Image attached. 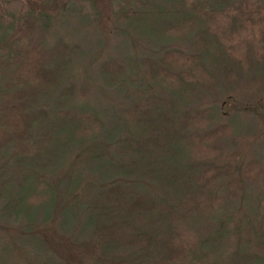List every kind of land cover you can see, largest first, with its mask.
I'll use <instances>...</instances> for the list:
<instances>
[{"label":"rangeland","instance_id":"1","mask_svg":"<svg viewBox=\"0 0 264 264\" xmlns=\"http://www.w3.org/2000/svg\"><path fill=\"white\" fill-rule=\"evenodd\" d=\"M170 3L171 0H0L1 83L10 78L13 65L7 43L16 51L37 43L50 46L58 39L75 46L60 86L38 97L29 107L30 111H43L32 122L30 137L13 139L0 152V264H69V259L72 264L157 262V235L146 241L148 235L133 232L128 241L110 243L96 233L100 224H96L93 205L114 203V194L105 196L112 181L123 188L129 183L135 186L137 181L148 193L158 192L163 197L172 188L171 182L179 181L180 166L166 157L152 154L132 166V155L124 146L137 138L136 133L115 124L120 110L132 101L134 89L142 88L145 94H166L145 79L143 57L159 56L168 48L197 51L191 39L203 26L192 22L174 31L171 27L179 16L172 12ZM237 29L238 25H225L216 31L220 37H213V46L199 43L216 89L211 90L213 93L199 90L185 105L186 109L213 110L210 127L227 124L229 131L214 144L218 152L208 161L229 162L234 167L249 160L264 163V30L263 36L254 40L255 46L247 42L246 48L243 45L227 53L222 46L229 47L231 41L225 42L221 36ZM109 58L124 67L116 83L106 79L101 67ZM69 86L71 91H67ZM3 101L0 98V124H4L9 108ZM74 105L93 107L101 116V129L86 139L71 137L60 111ZM195 168L201 170L199 165ZM219 184L218 181L213 188L220 195L223 190ZM39 185L37 197L45 199L51 191L52 199L35 206L28 203L27 197ZM263 190V180L256 186H244L230 203L202 215L196 227L191 221L184 225L193 228L191 232L197 237L210 233L205 226L219 217L251 222L256 234L252 244L255 241L260 247L251 243L248 246L260 259L264 251V218L257 206ZM75 193L80 194L77 203L66 205V197ZM259 219L263 220V229H259ZM45 223H51L47 236L38 231ZM195 253L196 247L192 246L181 260L194 264L238 261L220 250L207 260L195 262ZM107 257L111 260L103 261Z\"/></svg>","mask_w":264,"mask_h":264},{"label":"trees","instance_id":"2","mask_svg":"<svg viewBox=\"0 0 264 264\" xmlns=\"http://www.w3.org/2000/svg\"><path fill=\"white\" fill-rule=\"evenodd\" d=\"M170 4L172 12L179 16L178 22L171 27L174 31L183 30L192 22L203 26L191 39L197 51L168 48L159 56L143 57L141 65L145 79L166 94H145L142 88L134 89L132 101L120 110L121 116L116 118L115 124L136 133L137 138L124 146V150L132 155V166H138L144 157L152 154L166 157L173 165L180 166L179 181L171 182L172 188L164 197L158 192L154 195L148 193L137 181L135 186L129 183L125 188L112 181L105 196L108 198L114 194V203L92 204L96 208V224H100L96 226V233L110 243L119 244L128 241L133 232L148 235L146 241L157 235L159 249L155 264H194L181 260L192 246L196 247L195 254L199 256L194 257L195 262L207 260L213 252L221 250L237 257L236 264H248V259L249 264H264V251L257 259L252 247L248 246L252 244V237H256L251 222L219 217L205 226L210 233L197 237L191 232L193 228L184 225V222L191 221L196 227L202 215L230 203L244 186H256L264 181V163L257 160H249L236 167L229 162H209L218 152L214 144L229 128L227 124L210 127L212 115H215L213 110L185 108L199 90L213 93L211 90L216 89L199 43L205 47L207 44L213 46V37H220L217 30L225 25H238L237 30L222 34L225 42L231 41L229 47L226 44L222 48L230 53L233 48H243V45L246 48L247 42L255 46L254 40L263 36L264 0H171ZM5 47L13 65L10 78L0 82V98L9 107L4 124H0V152L13 139L30 137L32 122L43 113L41 110L30 111L31 103L60 86L75 51L74 45L61 39L50 46L37 43L22 51L11 48L9 43ZM101 67L110 83L119 81L124 73L123 65L115 58L104 60ZM71 89V86L67 87V91ZM60 113L71 137L86 139L101 129V116L93 107L74 105L63 108ZM91 149L87 148V151ZM197 165L201 167L200 171L194 169ZM218 181L223 190L220 195L213 188ZM40 187H35L27 197L28 203L38 206L52 199L51 191L45 199L37 197ZM79 195L75 193L66 197V205L76 204ZM257 211L264 218V190L258 198ZM258 222L259 229H263V220ZM50 229L51 223L38 227L43 236H47ZM253 244V247H260L255 241ZM106 249L109 248L104 247ZM110 260L107 257L103 261ZM69 261L72 264V260Z\"/></svg>","mask_w":264,"mask_h":264}]
</instances>
